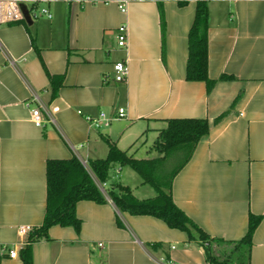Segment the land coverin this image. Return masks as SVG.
<instances>
[{
    "label": "crops",
    "instance_id": "crops-1",
    "mask_svg": "<svg viewBox=\"0 0 264 264\" xmlns=\"http://www.w3.org/2000/svg\"><path fill=\"white\" fill-rule=\"evenodd\" d=\"M34 1L40 0H22L24 21L0 29V264H23L19 228L44 222L48 161L106 159L107 140L138 160L162 158L155 144L174 119L210 124L171 182L175 205L221 257L246 236L250 215L262 216L252 246L243 245L227 264H264V0H208L209 77L217 81L211 93L206 83L186 80L197 0H132L126 13L119 7L125 0H49L32 10ZM42 8L52 17L39 14ZM122 25L125 50L117 44ZM124 61L128 77L120 83L114 66ZM49 75L64 76L56 95ZM224 75L234 80L220 81ZM36 95L55 118L42 128L27 106L39 105ZM121 108L126 116L108 128L86 120L100 112L117 117ZM112 175L106 188L119 183L139 200L156 196L129 166L115 165ZM76 213L80 234L52 227L50 240L33 245L34 264H209L194 229L190 241L154 217L119 213L110 199L80 202ZM12 249L19 258L9 257Z\"/></svg>",
    "mask_w": 264,
    "mask_h": 264
},
{
    "label": "trees",
    "instance_id": "trees-1",
    "mask_svg": "<svg viewBox=\"0 0 264 264\" xmlns=\"http://www.w3.org/2000/svg\"><path fill=\"white\" fill-rule=\"evenodd\" d=\"M179 2L180 6L187 4L186 1ZM160 18L164 39L163 58L165 60L166 25L162 5H160ZM209 28L208 0H197L194 22L188 35L186 80L206 83L208 93H211L217 81L211 80L209 77ZM49 78L56 95L64 76L57 78L49 75ZM232 80L234 77L226 75L220 78V81ZM209 133L210 124L207 120L174 119L167 121V128L160 133L159 140L155 144L156 150L165 155L162 158L138 160L120 150L116 143L107 140L109 146L107 158L90 162L87 164L88 167L77 157L69 160L48 161L46 214L42 226L32 229L25 247L21 250L20 256L23 264H34L33 245L43 239L50 240L49 231L52 227H72L77 234H80L82 222L76 213L77 205L80 202L90 201L106 205L109 203V199L119 213L154 217L163 221L170 229L187 233L190 241L194 240L192 229L196 230L200 234L201 248L207 263L227 264L243 245L252 246V239L262 221V216L250 215L246 236L239 242L229 244L232 246L230 252L223 253L221 257L213 251L210 238L175 205L171 194L172 180L190 161L198 144ZM181 155L183 156L181 164L170 174L169 181L166 183L164 174L169 158ZM115 165L130 166L141 176L144 184L150 185L155 190L156 196L152 199L139 200L129 187L119 183L106 188L105 185L112 179ZM117 224L119 227H124L120 216H117ZM214 242L220 243L221 241ZM153 246L161 245L154 244Z\"/></svg>",
    "mask_w": 264,
    "mask_h": 264
},
{
    "label": "built area",
    "instance_id": "built-area-1",
    "mask_svg": "<svg viewBox=\"0 0 264 264\" xmlns=\"http://www.w3.org/2000/svg\"><path fill=\"white\" fill-rule=\"evenodd\" d=\"M49 0H40V1H34L32 4V10H36V6L39 2L47 3ZM69 1V0H65ZM89 3L93 5H97L104 0H88ZM132 0H125L123 3L120 4V10L122 13H126V4ZM22 0H0V29L4 26L14 24V23H20L25 20L24 17V11H23V4ZM43 16H47L48 18H51L52 15L50 11L47 8H42L40 10V13ZM117 44L120 49H127L128 46V27L126 25H122L118 28V35H117ZM1 50V46H0ZM115 71V80L120 83H125L128 77V63L127 61L117 63L114 66ZM32 102H37L39 105L37 107L32 108L31 102L27 103V106L31 108L32 112V121L35 124L36 127L42 128L44 127V124L48 121L54 123L55 118L54 114L52 113L51 109L47 107L46 105L42 104L40 102L39 97L36 95ZM81 115L82 113L79 112ZM126 116V110L124 108L119 109L117 117H110L105 112H100L97 117H91L86 116V120L90 123L92 128L95 129H104L108 128L112 121L122 119ZM86 167H88L87 163H83ZM32 227H20L19 228V234L20 238L22 239V242L24 243V246L27 243V239L29 234L32 231ZM99 247H102V243H99ZM172 249H175V246L172 247ZM9 257L11 259H17L19 258V252L16 249H12L9 251ZM164 264H185V263H174L172 261L166 260L164 261Z\"/></svg>",
    "mask_w": 264,
    "mask_h": 264
},
{
    "label": "rangeland",
    "instance_id": "rangeland-1",
    "mask_svg": "<svg viewBox=\"0 0 264 264\" xmlns=\"http://www.w3.org/2000/svg\"><path fill=\"white\" fill-rule=\"evenodd\" d=\"M23 5H24V3H22ZM183 158V156L181 155V156H176L175 158H173V157H170L169 158V161H168V163H167V166H165V168H166V173L164 174V176H165V181H167L166 183H168V181H169V176H170V174L172 173V172H174L178 167H179V165L181 164V162H182V159ZM130 167V166H129ZM131 168V167H130ZM113 172V171H112ZM162 174H163V172H161ZM113 176V175H112ZM113 178V177H112Z\"/></svg>",
    "mask_w": 264,
    "mask_h": 264
}]
</instances>
